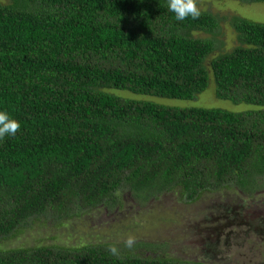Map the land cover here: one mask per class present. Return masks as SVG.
Returning <instances> with one entry per match:
<instances>
[{"label":"trees","instance_id":"1","mask_svg":"<svg viewBox=\"0 0 264 264\" xmlns=\"http://www.w3.org/2000/svg\"><path fill=\"white\" fill-rule=\"evenodd\" d=\"M6 1L0 111L21 131L0 141V244L40 218L112 209L123 191L141 201L179 191L193 203L205 192L257 190L264 23L203 10L178 22L167 0ZM221 20L237 44L218 54ZM211 80L218 99L257 108L173 107L122 94L192 100ZM106 246L11 248L0 250V264H210L153 249L115 257Z\"/></svg>","mask_w":264,"mask_h":264},{"label":"rangeland","instance_id":"2","mask_svg":"<svg viewBox=\"0 0 264 264\" xmlns=\"http://www.w3.org/2000/svg\"><path fill=\"white\" fill-rule=\"evenodd\" d=\"M198 6L221 18L235 15L264 23V3L198 0ZM220 26L217 40L222 46L218 54L231 51L237 44L228 21L221 20ZM194 36L210 37L205 33ZM122 94L173 107L221 108L233 112L257 108L218 99L213 80L208 89L192 100ZM256 189L251 195L239 188L205 192L193 203L179 191L163 193L148 201L123 191L112 209L101 206L58 222L51 216L34 220L16 237L1 243L0 250L96 244L108 248L114 244L120 249L119 257L148 256L155 250L156 255L186 262L264 264V179ZM129 234L136 237L133 249L124 246Z\"/></svg>","mask_w":264,"mask_h":264},{"label":"clouds","instance_id":"3","mask_svg":"<svg viewBox=\"0 0 264 264\" xmlns=\"http://www.w3.org/2000/svg\"><path fill=\"white\" fill-rule=\"evenodd\" d=\"M168 10L174 13L175 20L185 21L188 18L198 20L201 16V9L198 6V0H167ZM21 131V123L11 118L5 111H0V141L6 137H15ZM136 244V237L129 234L124 241L127 249H133ZM108 252L115 257L120 256V249L117 245H109Z\"/></svg>","mask_w":264,"mask_h":264}]
</instances>
